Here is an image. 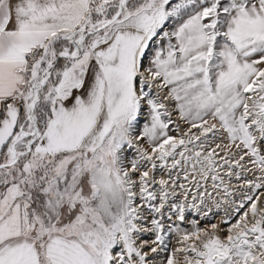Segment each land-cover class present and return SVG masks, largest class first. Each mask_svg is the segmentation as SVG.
Instances as JSON below:
<instances>
[{
  "label": "snow or ice",
  "instance_id": "snow-or-ice-1",
  "mask_svg": "<svg viewBox=\"0 0 264 264\" xmlns=\"http://www.w3.org/2000/svg\"><path fill=\"white\" fill-rule=\"evenodd\" d=\"M0 264H264V0H0Z\"/></svg>",
  "mask_w": 264,
  "mask_h": 264
},
{
  "label": "rangeland",
  "instance_id": "rangeland-1",
  "mask_svg": "<svg viewBox=\"0 0 264 264\" xmlns=\"http://www.w3.org/2000/svg\"><path fill=\"white\" fill-rule=\"evenodd\" d=\"M175 135V133H172ZM165 176V178H167V173L164 172V171H157V177L159 176ZM227 180V178H226ZM181 182H184L186 183V181H181ZM237 181L235 179H233L231 181V184L233 186H236L237 185ZM211 184V181H209V185ZM189 187H191V185H189ZM209 191L211 192V188L209 187ZM193 194H195V189H193ZM224 197V193L223 191L221 190L220 191V194L217 195L216 192H211V197L209 198H206L205 200V204L208 205L209 207H212V212L208 215V216H203L199 213H197L195 210H189L186 212V222L184 225H182V227H185L187 228L189 231L192 230V226L191 224L189 223L190 221H197L198 222V225L202 228H210L211 225L213 223H217L220 225V227L222 229H225L227 228V225L221 223L223 220H225L227 218V214H231L232 211H233V206L231 204H221L220 208L217 209L213 203V199L214 200H221V198ZM239 193H237L233 199H236L237 203L239 202ZM196 203L198 204L199 201H196ZM207 210V209H205ZM173 219H175V217H173ZM235 222V217L233 218V223ZM170 223V222H169ZM142 239H146V240H151L153 239V236L151 233H149L148 235H145L142 237ZM177 236L175 234L171 235L168 237V243H169V246L170 247H177ZM167 255L166 252L164 253H161L160 256H158L156 259L158 261L160 260H163L164 257ZM160 259V260H159Z\"/></svg>",
  "mask_w": 264,
  "mask_h": 264
},
{
  "label": "bare ground",
  "instance_id": "bare-ground-1",
  "mask_svg": "<svg viewBox=\"0 0 264 264\" xmlns=\"http://www.w3.org/2000/svg\"><path fill=\"white\" fill-rule=\"evenodd\" d=\"M160 260V259H159Z\"/></svg>",
  "mask_w": 264,
  "mask_h": 264
}]
</instances>
